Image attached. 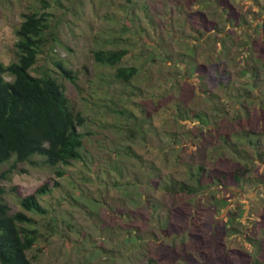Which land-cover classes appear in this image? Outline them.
I'll return each mask as SVG.
<instances>
[{
    "label": "rangeland",
    "instance_id": "1",
    "mask_svg": "<svg viewBox=\"0 0 264 264\" xmlns=\"http://www.w3.org/2000/svg\"><path fill=\"white\" fill-rule=\"evenodd\" d=\"M48 1L49 6L44 7L42 0H0V62L8 66L18 60L17 30L24 14L32 11L52 14L51 28L46 33L47 46L31 68V73L38 77H55L76 110L83 113L86 123L79 129L88 134L85 154L92 156L93 161L90 162L95 166L88 168L85 162L75 163L67 166L66 176L58 177L55 168L44 164L42 156L34 157L35 164L18 163L12 168V160L0 165V201L9 203L12 213L22 210V197L31 194H36L49 209L47 219L39 215L35 217L41 218L42 222H50L56 232H48V227H43L44 235L28 251L34 264L147 262L137 252L134 242L123 241L127 236L120 232L119 227L125 219L114 214L113 210L122 197L121 208L142 212L149 218V211L141 208L147 200L160 203L162 212L169 210V223H166L165 230L159 231L150 222H138L142 235L147 236L141 250L146 249L147 255L157 258L159 264H187L185 253L196 258L203 257V254L218 258L225 255L223 251L226 248L232 258L237 257L238 263L242 260V249L250 253L251 258L256 256L264 260V245L261 250H255L241 235L222 238L225 242L219 244L221 252L211 247L214 240L211 228L218 219H228L229 216L235 218L236 224L243 223L239 224L240 227L244 225L248 232L264 239V164L259 160L253 163L250 180L244 190L228 182L230 188L224 185L216 191L208 190L196 196L195 201L184 194L170 196L158 189L145 190V186L135 184L131 186L133 196L125 199L127 194L120 185L122 176L117 173L120 164L129 177L134 173L143 175L146 173L144 165L153 163L160 167L161 176L154 177L156 181L167 177L187 180L188 166L203 162L204 158L199 156L201 151L206 152L203 163L210 171L233 170L239 163L243 164V161L235 162L232 148L222 146L220 140L225 136L218 137L222 132L233 134V131L239 133L244 130L264 135V0H230L234 13L244 19L236 28L225 29L228 25H224L225 21L216 24L217 27L212 25L208 30L195 25L192 31L184 30L185 37L180 34L189 26L183 24L185 13L178 16L168 12L171 7L169 1L161 3L163 12L154 13L153 23L143 22V31L138 35L122 34L120 23L115 20L118 15H124L126 6L123 9L119 6L126 0ZM177 1L181 3V0ZM186 7L188 14L199 8L198 5ZM229 29L233 39L227 41V49H221L216 37ZM115 36L129 37L131 50L124 62L136 65L140 70L132 81L136 86L134 93L116 80L112 68L98 66L93 59L94 50ZM245 41L248 43L245 46L237 45ZM119 45L125 47L124 44ZM57 62L70 69L75 80L63 76ZM222 65L224 70L216 74ZM251 69L258 74L256 80L249 78L248 70ZM4 77L13 80L9 73ZM221 80L228 86L219 84ZM209 96H214V100H209ZM110 98L119 100L138 117L127 119L106 106L99 107ZM215 103L220 106V112L213 108ZM139 110L145 115H140ZM179 111L214 115L213 120L217 117L218 123L214 128L210 127L218 136L211 137L210 127L204 129L193 116L189 120L176 121L174 116ZM141 117L150 119L147 125L143 123L147 129L143 137L135 127V122ZM173 136L184 139L179 155L171 150ZM43 185H47L46 193H38ZM100 195L112 207L98 202L100 205L91 210ZM222 198L228 201V205L216 203L215 199ZM92 199L94 202L90 201ZM239 209H245L242 218ZM182 210L193 213L198 219L202 241L173 237L174 231L187 225L183 218H179ZM147 231L154 232L155 239L147 235ZM220 235L218 240L224 232Z\"/></svg>",
    "mask_w": 264,
    "mask_h": 264
},
{
    "label": "trees",
    "instance_id": "2",
    "mask_svg": "<svg viewBox=\"0 0 264 264\" xmlns=\"http://www.w3.org/2000/svg\"><path fill=\"white\" fill-rule=\"evenodd\" d=\"M42 1L44 7L49 6L48 0ZM53 1L56 3L60 2V0ZM164 1H169L171 4L168 12L173 15L178 14L179 16V14L185 13L183 24L189 26H186L181 31L180 34L183 37H185L183 35L184 30L192 31L195 25L208 30L212 25L217 27L216 24L225 21L224 25L228 24L226 27L224 26L225 29L227 27H231L232 29L244 21L241 15L234 13L230 0H181V3H178L177 0H126L123 5L120 4L119 6L120 9H123L124 6L127 7V9L126 7L123 9L124 15H118L115 18L120 23V32L127 35L129 33L138 35L143 31L141 27L143 26V22L153 23L154 13L163 12L161 3ZM194 5H198L199 8L188 14L189 11L185 9L187 8L186 6L193 8ZM51 16L52 14L49 12L41 13L39 11L24 14V20L17 30L19 40L16 46L19 58L8 66L0 62V165L12 160V168L18 163L35 164L37 161L34 160V157L42 156L45 165L55 168L58 177H64L69 171L66 169L69 165L85 162V166L89 168L92 165L95 166V163L91 164L93 161L92 156L90 155L89 157L88 154H85V151L88 149V134L79 129V127L86 123L83 113L76 110L71 99L55 77L52 75L38 77L31 73V68L37 63L39 55L44 52L47 46L46 33L51 28V21L53 20ZM213 16L216 19H213ZM231 29L227 30L223 35H217L216 43L221 49H227V41H232L233 35ZM127 39L129 37L118 38L115 36L114 39L107 41V43L94 50L93 59L98 66L112 68L116 80L123 85H127L131 90L130 93H134L136 92V86L132 81L139 75L140 70L136 65L124 62L125 58L129 55V50H131ZM54 40L56 41L57 38ZM241 42L237 43V45L245 46L248 44L246 41L245 43ZM120 43L124 44L125 47H120ZM249 43L253 45V42L249 41ZM57 65L63 76L75 80L70 69H67L62 63L57 62ZM253 68L255 69V67ZM223 70L224 66L223 68L220 66L216 70V74ZM252 70H248L250 74L249 78L256 80L258 74ZM6 73L13 76V80H6L4 77ZM219 84L228 86L222 80L219 81ZM208 98L209 100H212V98L214 100V96H209ZM204 99L206 100L205 96ZM105 100L107 103L99 104L100 108L106 106L110 110H113L114 113L121 114L127 119H136L138 117L133 110L122 106L119 100L114 98ZM213 108L215 111L220 112V106L216 103L213 105ZM193 112L192 114V111H179L174 118L176 121L182 122L183 120L191 119L193 116L199 120L204 129L210 126L214 128V124L218 123L217 117L213 120L214 115L210 117L209 115H204L203 112ZM139 114L145 115L142 110H139ZM137 120L135 122L136 130L143 137L147 130L144 129V124L147 125L150 119L141 117ZM216 127H220V125ZM209 129L211 130V127ZM232 133H219L218 139L221 136H225L220 140L222 146L232 148V154L235 156L236 163L243 161V164L239 163L238 167L233 170L227 168L220 169V171L208 170L205 167L206 163H203L206 159L205 151L203 153L202 151L201 153L199 152V156L204 158L201 160L203 162L192 163L186 169L187 180H181L177 177L164 178V176V179L158 182L154 177L161 176L159 172L160 167L153 163L144 165V168H146L145 174L134 173L133 176L131 174L129 177L125 175L124 167L119 164L117 166V173L122 176L120 185L124 187L123 191L127 194V198L125 199L129 200L130 196H133L134 191L131 186L134 184L136 186H145V190L158 189L170 196L184 194L193 198V201L196 200V196L204 194L208 190L216 191L224 185L226 188H230L228 187V182H232L236 188L244 190L247 182L250 180L249 173L252 170L253 163L255 164L259 160L264 164V135L259 132L255 133L246 130L239 133L233 131ZM216 134L218 136L217 132L211 130V137ZM171 139L173 140L171 150L175 155H179L184 146L182 143L184 139L181 136H173ZM129 152L131 153V151ZM129 152L128 154H130ZM134 157L138 156L135 155ZM57 184L59 182H56ZM46 190L47 185H43L38 189V193H46ZM80 194L81 196L84 195ZM103 197V195H100V197L96 198L97 201L95 202L97 205H95L93 199L90 200L94 202L91 210L100 205L98 202L108 205V202L104 201ZM215 200L217 204L221 202L223 205H228V201L225 198ZM123 201V197L119 198L116 203L117 207H113L114 214L120 215L125 219L124 224L119 227L120 232H123L127 236V239L124 238L123 241L129 244L135 243L137 252H140L141 256L147 260L143 264H159L157 258L147 255L146 249L144 251L141 250L147 236L145 234L142 235L138 222H150L159 231L165 230L166 223H169V210L162 212L163 208L160 203L147 200L141 208L142 210L145 208L149 211V218V216L147 217L142 212L135 213L132 209L124 210L120 206H123ZM42 202L36 194L27 195L21 199L22 210L12 213L9 203L3 200L0 201V264H34L28 255V251L34 248L37 245V240L44 235L42 231L43 227H48V232L54 231V227L50 222H42L41 218L37 219L35 217V215H39L47 219L49 209ZM239 211L241 213L239 216L242 218L245 209H239ZM179 218H183L184 222H187V225L179 231H174L173 237L176 235L189 237L193 242L202 241L199 236V221L195 215L182 210L179 212ZM234 221L235 218L229 216L228 219L223 217L222 220L220 218L215 222L216 225L211 228V235L214 239L211 244L212 250L220 251L219 244L225 242L222 238H232L236 235L244 237L246 243L252 245L255 250H261L264 245V239L248 232V227H243L244 225L240 227L239 224L242 225L243 223L238 222L236 224V221L235 223ZM245 224L247 225V223ZM150 232L152 231L150 230ZM221 232H224V236L218 240L217 236H221ZM153 233L147 231V235H152L154 237L152 238L155 239V234ZM183 243L181 241V244ZM130 249L132 250L134 247H130ZM240 252L242 254L240 263L236 261L237 257L232 258L227 248L223 251L225 255H219L220 257L218 258L208 254H203V257L199 258L198 256L196 258V256L191 257L190 253H185L184 259L187 264H264V260L256 256L251 258V254L247 251H243L242 249ZM232 253L235 254V252Z\"/></svg>",
    "mask_w": 264,
    "mask_h": 264
}]
</instances>
